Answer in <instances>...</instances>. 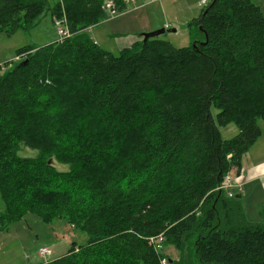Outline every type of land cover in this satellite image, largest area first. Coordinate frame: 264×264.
Here are the masks:
<instances>
[{"label":"trees","instance_id":"obj_1","mask_svg":"<svg viewBox=\"0 0 264 264\" xmlns=\"http://www.w3.org/2000/svg\"><path fill=\"white\" fill-rule=\"evenodd\" d=\"M125 1L113 0L118 13ZM46 5L0 0V30L32 26ZM47 9L69 36L20 47L15 65H0V231L32 213L87 234L43 264H264V206L249 221L240 197L214 190L261 133L260 7L208 0L189 45L137 34L117 54L88 32L104 21V0ZM212 107L218 124L237 125L233 137H220ZM21 145L37 155H18ZM159 234L177 259L154 249L148 238Z\"/></svg>","mask_w":264,"mask_h":264},{"label":"rangeland","instance_id":"obj_2","mask_svg":"<svg viewBox=\"0 0 264 264\" xmlns=\"http://www.w3.org/2000/svg\"><path fill=\"white\" fill-rule=\"evenodd\" d=\"M57 0H47L46 9L35 24L19 29L12 33L0 30V65L6 69L15 65L21 57L16 58L15 51L23 46H42L57 38L55 21L51 18L47 7H52ZM113 0H104L106 2ZM125 1V0H124ZM207 2V0H205ZM256 1V0H254ZM202 0H126L125 8L120 13H111L104 9V21L97 27L88 29L89 35L98 42V45L113 54L122 48L131 45L137 34L150 32L159 28L166 31L156 37L167 41L175 48L189 45L192 39L189 23L199 15ZM205 2V3H206ZM114 4V3H113ZM172 29L174 31H172ZM202 39L201 33H194V39ZM216 108H211V115L222 139L233 137L238 127L233 122L218 124L215 115ZM261 131L258 140L253 146L264 151V119L257 121ZM38 150L21 145L18 155L33 157ZM58 170H67V164L54 161ZM232 172V171H230ZM229 172V173H230ZM242 186V182L235 179ZM240 193L236 192L235 194ZM226 196V194L224 193ZM227 197V196H226ZM228 199H233L229 198ZM243 212L249 221H259L263 214L258 211L263 208L261 201L245 204L240 198ZM3 211V202L0 198V212ZM87 234L73 228L64 218H56L50 222H43L37 215L28 213L23 218L10 223L6 230L0 231V264H43L65 254L71 243L84 244ZM46 248L42 257L40 248ZM161 252L171 259L179 257L171 245H164ZM167 257V258H168Z\"/></svg>","mask_w":264,"mask_h":264},{"label":"crops","instance_id":"obj_3","mask_svg":"<svg viewBox=\"0 0 264 264\" xmlns=\"http://www.w3.org/2000/svg\"><path fill=\"white\" fill-rule=\"evenodd\" d=\"M252 1L260 7L264 14V0ZM95 27H97V25ZM94 41L97 42L95 39ZM251 147L242 155L240 172L235 174V179H240L242 182L240 190L241 200H243L245 204L253 205V202L256 204L257 201L264 203V151H259L258 146H253L255 148ZM257 214L259 215L260 212Z\"/></svg>","mask_w":264,"mask_h":264},{"label":"built area","instance_id":"obj_4","mask_svg":"<svg viewBox=\"0 0 264 264\" xmlns=\"http://www.w3.org/2000/svg\"><path fill=\"white\" fill-rule=\"evenodd\" d=\"M206 1L205 0H202L201 4L203 5H206L207 2L205 3ZM113 2H108L107 3V7L108 9L111 11V13H114L116 12V10H113ZM63 19H65L64 17L62 19H59V20H56L55 21V25H58L60 21H62ZM65 31L62 29V28H58L56 29V35H57V38L58 40H62L63 38H66L64 37L65 36ZM235 173L234 172H230L228 173L225 178L223 179L222 183L218 186H216V188L214 190H218V191H223L227 197L231 198L234 196V194L238 191L241 190V184L238 183V182H235ZM149 242L153 245L154 249L155 250H161V240H162V236L161 234L157 235V236H153V237H149L148 238ZM41 253L42 255L46 252V249L45 248H41ZM160 264H169L167 262V260L165 258H161L160 259Z\"/></svg>","mask_w":264,"mask_h":264},{"label":"water","instance_id":"obj_5","mask_svg":"<svg viewBox=\"0 0 264 264\" xmlns=\"http://www.w3.org/2000/svg\"><path fill=\"white\" fill-rule=\"evenodd\" d=\"M166 31V29H164V28H159V29H156V30H153V31H150V32H146V33H142L141 34V36H142V40L143 41H146L149 37H155V36H157V35H159V34H162V33H164ZM172 31H174L173 29H172ZM26 61V60H25ZM49 162H50V160H49ZM235 197L236 198H239L240 197V194H236L235 195Z\"/></svg>","mask_w":264,"mask_h":264},{"label":"bare ground","instance_id":"obj_6","mask_svg":"<svg viewBox=\"0 0 264 264\" xmlns=\"http://www.w3.org/2000/svg\"><path fill=\"white\" fill-rule=\"evenodd\" d=\"M107 3L108 2H106L105 4H104V8L106 7L107 9H108V7H107ZM113 6V5H112ZM113 10H115V8H114V6H113ZM57 20V19H56ZM55 20V21H56ZM58 28H62L64 31H65V36L64 37H68L69 36V32H68V29H67V26H66V23H65V20H62V21H60L59 22V24L57 25V29ZM17 58V57H16ZM219 185V184H218ZM43 248H45V247H43ZM41 249V248H40ZM39 249V250H40ZM46 249V248H45ZM46 253H44L43 255H42V257L45 255Z\"/></svg>","mask_w":264,"mask_h":264}]
</instances>
